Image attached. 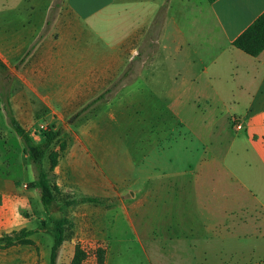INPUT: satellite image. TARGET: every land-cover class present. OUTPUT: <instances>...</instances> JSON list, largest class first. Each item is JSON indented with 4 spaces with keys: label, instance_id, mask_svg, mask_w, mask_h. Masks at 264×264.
I'll use <instances>...</instances> for the list:
<instances>
[{
    "label": "crops",
    "instance_id": "obj_1",
    "mask_svg": "<svg viewBox=\"0 0 264 264\" xmlns=\"http://www.w3.org/2000/svg\"><path fill=\"white\" fill-rule=\"evenodd\" d=\"M55 1L0 0V67L13 65L23 80L16 94L70 96L66 108L112 92L120 79L119 99L133 94L135 110H148V101L155 126L172 128L166 138L197 145L187 155L195 162L155 172L173 177L181 197L158 201L166 217L152 216L156 243L141 250L145 261L264 264V51L253 57L233 45L264 14V0H62L47 22ZM11 105L25 128L20 103ZM10 138L0 129L7 157L23 156L8 164L25 173L29 157L8 147ZM8 174L0 172V238L22 221L15 206L24 205V180ZM11 248L0 249V264H13Z\"/></svg>",
    "mask_w": 264,
    "mask_h": 264
},
{
    "label": "rangeland",
    "instance_id": "obj_2",
    "mask_svg": "<svg viewBox=\"0 0 264 264\" xmlns=\"http://www.w3.org/2000/svg\"><path fill=\"white\" fill-rule=\"evenodd\" d=\"M61 1L54 2L53 14L46 16L47 22L51 21ZM13 67H0V95L5 101L14 99L20 103L19 114L35 143H43L49 131L61 130L62 136L52 145L43 164L54 190V198L48 207L42 203L40 190L32 188L38 179V171L31 159L25 164V173L17 171L14 174V165L8 164L11 161L7 157L9 150L4 149L5 143L0 144V172L8 168L10 174L7 177L17 175L25 185V197H21L24 205L15 206L18 214L15 220L22 219L15 226L21 228L14 232L38 230L10 247L0 242V249L12 247L8 257L12 258L13 264H49L58 235V222L65 230L59 264H70L78 246L88 255L84 264H98L95 252L99 248L112 252V264L121 259L124 264H148L145 261L147 253L156 243L151 228L152 216L166 217L165 208L157 206L158 201L181 197L180 188L176 190L172 184L173 177L155 172H164L172 162L177 166L195 162L187 155L197 145L191 139L183 140L180 134L166 138L165 133L172 128L155 126L157 112L149 110L148 101V110H135L133 94L119 99L117 86L123 80L117 79L110 84L112 92L104 100L94 102L101 93L89 96L82 104L63 108L62 99L71 101L72 97L16 94L21 90L23 80ZM143 71L144 68L142 73L148 72ZM129 81L133 82V78ZM47 98L51 103L37 104ZM144 98L150 99L149 95ZM162 114L163 118L172 119L165 112ZM42 125L46 130L41 129ZM0 129L12 137L5 140L8 147L24 148L8 123L1 102ZM62 146L66 147L63 151ZM12 161L21 165L23 156L21 159L14 157ZM157 177L159 181H152ZM83 197H100L106 201L102 204L81 203L79 200ZM207 211L205 208V214ZM143 249L147 250L144 255Z\"/></svg>",
    "mask_w": 264,
    "mask_h": 264
},
{
    "label": "trees",
    "instance_id": "obj_3",
    "mask_svg": "<svg viewBox=\"0 0 264 264\" xmlns=\"http://www.w3.org/2000/svg\"><path fill=\"white\" fill-rule=\"evenodd\" d=\"M208 1L210 3H214L217 0ZM233 45L250 56H259L264 51V14L259 19H257L245 33L236 39ZM109 92L110 90L99 96L94 102L105 99ZM0 102L3 104V109L8 117L10 126L23 142L25 154L31 159L33 165L38 171V179L32 184V188H38L40 190L42 203L44 207H48L54 198V190L50 185L48 174L45 172L43 164L52 145L61 138L62 131L58 130L47 132L45 134L44 142L37 144L34 142L29 132L16 119L12 110L11 101H5L2 95H0ZM65 148V146H62L61 151L65 150ZM53 160L56 165L55 157H53ZM79 201L81 203L102 204L106 200L100 197H83ZM56 228L58 235L55 238V243L51 249L49 264H58L60 249L65 241V230L62 225L56 222ZM37 232L38 230H22L19 233L14 232V234L11 236L0 238V242H4L7 247H10L15 242L24 241ZM95 253L98 257V264H105L107 251L104 248H99ZM87 256V253L78 246L70 264H84Z\"/></svg>",
    "mask_w": 264,
    "mask_h": 264
},
{
    "label": "built area",
    "instance_id": "obj_4",
    "mask_svg": "<svg viewBox=\"0 0 264 264\" xmlns=\"http://www.w3.org/2000/svg\"><path fill=\"white\" fill-rule=\"evenodd\" d=\"M233 124H234V127H235V129H236L237 131H241V130L244 129L243 121H242L241 118H235V119L233 120ZM41 129H42V130H46L45 126H43V125L41 126Z\"/></svg>",
    "mask_w": 264,
    "mask_h": 264
}]
</instances>
